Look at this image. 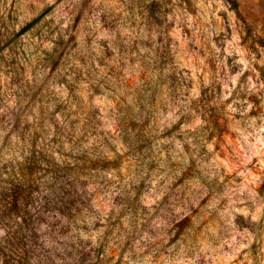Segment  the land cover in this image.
Here are the masks:
<instances>
[{
  "label": "rangeland",
  "instance_id": "rangeland-1",
  "mask_svg": "<svg viewBox=\"0 0 264 264\" xmlns=\"http://www.w3.org/2000/svg\"><path fill=\"white\" fill-rule=\"evenodd\" d=\"M0 200L27 264H264V0H0Z\"/></svg>",
  "mask_w": 264,
  "mask_h": 264
},
{
  "label": "trees",
  "instance_id": "trees-1",
  "mask_svg": "<svg viewBox=\"0 0 264 264\" xmlns=\"http://www.w3.org/2000/svg\"><path fill=\"white\" fill-rule=\"evenodd\" d=\"M36 21L38 19L29 24L26 29L28 30ZM11 206L13 205L7 200H0V228L5 230L4 237H0V261L2 264H27L30 260L27 254H35L31 241L37 238L39 226L33 222L32 218H29L27 206L21 210ZM11 225L15 227V230L10 231ZM9 254H16V258L8 256L9 260L3 262V255Z\"/></svg>",
  "mask_w": 264,
  "mask_h": 264
}]
</instances>
